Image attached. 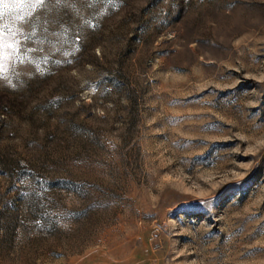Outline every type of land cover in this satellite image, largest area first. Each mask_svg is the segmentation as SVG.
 Returning <instances> with one entry per match:
<instances>
[{
    "label": "rangeland",
    "instance_id": "obj_1",
    "mask_svg": "<svg viewBox=\"0 0 264 264\" xmlns=\"http://www.w3.org/2000/svg\"><path fill=\"white\" fill-rule=\"evenodd\" d=\"M13 15L0 264H264V0Z\"/></svg>",
    "mask_w": 264,
    "mask_h": 264
},
{
    "label": "snow or ice",
    "instance_id": "obj_2",
    "mask_svg": "<svg viewBox=\"0 0 264 264\" xmlns=\"http://www.w3.org/2000/svg\"><path fill=\"white\" fill-rule=\"evenodd\" d=\"M48 0H0V47H13L12 44H4L3 34L5 32V21L9 13L14 14L13 19L16 21H23L26 17L33 16V13L39 7L46 5ZM62 0H55V3L59 4ZM30 9V11H26ZM10 31V30H9ZM16 35L15 32L12 33Z\"/></svg>",
    "mask_w": 264,
    "mask_h": 264
}]
</instances>
